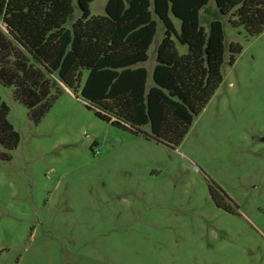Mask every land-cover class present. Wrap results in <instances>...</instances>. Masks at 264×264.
<instances>
[{
	"label": "rangeland",
	"instance_id": "obj_1",
	"mask_svg": "<svg viewBox=\"0 0 264 264\" xmlns=\"http://www.w3.org/2000/svg\"><path fill=\"white\" fill-rule=\"evenodd\" d=\"M222 22L223 81L176 148L100 120L55 77L38 125L0 85L20 135L0 161V264H264V32Z\"/></svg>",
	"mask_w": 264,
	"mask_h": 264
},
{
	"label": "trees",
	"instance_id": "obj_2",
	"mask_svg": "<svg viewBox=\"0 0 264 264\" xmlns=\"http://www.w3.org/2000/svg\"><path fill=\"white\" fill-rule=\"evenodd\" d=\"M94 1L0 0V85L13 89L35 125L61 95L55 77L76 95L80 91L100 120L176 148L223 81L222 19L248 38L264 32V0H108L104 15L95 17ZM160 25L150 86L144 65ZM175 42L186 53L180 55ZM240 52L229 47L230 65ZM9 113L0 97L4 162L20 144Z\"/></svg>",
	"mask_w": 264,
	"mask_h": 264
},
{
	"label": "crops",
	"instance_id": "obj_3",
	"mask_svg": "<svg viewBox=\"0 0 264 264\" xmlns=\"http://www.w3.org/2000/svg\"><path fill=\"white\" fill-rule=\"evenodd\" d=\"M104 12H105V9H104ZM159 29H161V30H162V33H163V29H162V26H161V25L159 26ZM162 38H163V36H162ZM162 38L160 39V41L162 40ZM160 41L158 42L157 47H158ZM151 47H152V46H151ZM157 47H156V50H157ZM156 50H155V56H154L153 59L151 60L152 62H150V58H149L148 62L144 65V67H145V68L148 70V72H149V85H150V86L152 85V75H153L154 68H155V66H156V57H157V55H156ZM149 51H150V50H149ZM149 62H150V63H149ZM151 63H152V65H151Z\"/></svg>",
	"mask_w": 264,
	"mask_h": 264
},
{
	"label": "flooded vegetation",
	"instance_id": "obj_4",
	"mask_svg": "<svg viewBox=\"0 0 264 264\" xmlns=\"http://www.w3.org/2000/svg\"><path fill=\"white\" fill-rule=\"evenodd\" d=\"M215 199H216L217 201L223 202V201H225L227 198H226V197L223 195V193H222L220 196L215 197Z\"/></svg>",
	"mask_w": 264,
	"mask_h": 264
}]
</instances>
